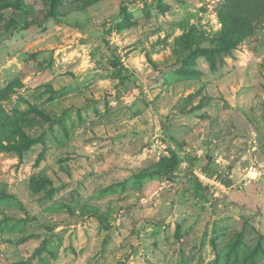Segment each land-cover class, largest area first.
I'll list each match as a JSON object with an SVG mask.
<instances>
[{"label":"rangeland","instance_id":"374dc122","mask_svg":"<svg viewBox=\"0 0 264 264\" xmlns=\"http://www.w3.org/2000/svg\"><path fill=\"white\" fill-rule=\"evenodd\" d=\"M0 264H264V0H0Z\"/></svg>","mask_w":264,"mask_h":264},{"label":"trees","instance_id":"16d2710c","mask_svg":"<svg viewBox=\"0 0 264 264\" xmlns=\"http://www.w3.org/2000/svg\"><path fill=\"white\" fill-rule=\"evenodd\" d=\"M28 23H31L32 22V19L31 20H28L27 21ZM114 75L115 77H118L119 79H123L124 77L121 75L120 71L117 69L114 71Z\"/></svg>","mask_w":264,"mask_h":264}]
</instances>
